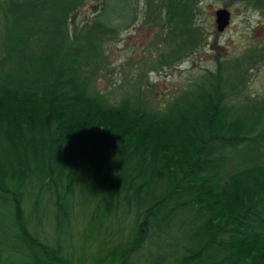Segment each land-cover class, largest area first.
<instances>
[{
  "label": "trees",
  "instance_id": "1",
  "mask_svg": "<svg viewBox=\"0 0 264 264\" xmlns=\"http://www.w3.org/2000/svg\"><path fill=\"white\" fill-rule=\"evenodd\" d=\"M86 1L0 0V264H264V101L227 102L264 62V41L163 110L132 86L112 105L87 86L138 0H100L75 23ZM192 2L164 3L157 65L202 45ZM72 216L90 253L70 250Z\"/></svg>",
  "mask_w": 264,
  "mask_h": 264
},
{
  "label": "rangeland",
  "instance_id": "2",
  "mask_svg": "<svg viewBox=\"0 0 264 264\" xmlns=\"http://www.w3.org/2000/svg\"><path fill=\"white\" fill-rule=\"evenodd\" d=\"M166 1L138 0L133 19L100 46L87 92L104 96L109 104L116 105L124 95L122 91L132 86L131 89L140 91L148 110H163L192 81L213 71L217 61L237 56L248 46L264 41V9L253 8L244 1L193 0L191 22L202 32V45L169 67L159 66L155 60L165 32ZM99 2L87 0V4L74 13V22L89 21L97 13ZM218 8H226L229 12V22L222 31H217L214 23V12ZM252 99L264 101V62L248 72L241 94L227 100L229 108L236 106L231 107L230 112L243 110ZM83 218L72 216V222L63 228V233L70 237V250L87 254L92 251V245H89V234L83 232ZM43 225L45 230L51 229L45 220ZM81 258L85 260L84 254Z\"/></svg>",
  "mask_w": 264,
  "mask_h": 264
},
{
  "label": "water",
  "instance_id": "3",
  "mask_svg": "<svg viewBox=\"0 0 264 264\" xmlns=\"http://www.w3.org/2000/svg\"><path fill=\"white\" fill-rule=\"evenodd\" d=\"M229 22V12L226 8H218L214 12V23L217 31H222Z\"/></svg>",
  "mask_w": 264,
  "mask_h": 264
}]
</instances>
